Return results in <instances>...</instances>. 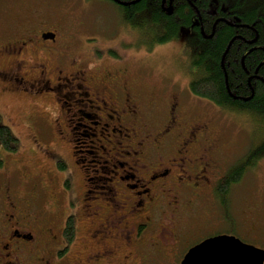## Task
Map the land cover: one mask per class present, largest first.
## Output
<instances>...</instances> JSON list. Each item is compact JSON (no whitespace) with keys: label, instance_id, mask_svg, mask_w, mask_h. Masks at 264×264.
<instances>
[{"label":"flooded vegetation","instance_id":"1","mask_svg":"<svg viewBox=\"0 0 264 264\" xmlns=\"http://www.w3.org/2000/svg\"><path fill=\"white\" fill-rule=\"evenodd\" d=\"M42 22L0 23V87L7 95L51 102L55 131L71 146V164L59 161L57 168L69 170L70 179L62 175L56 187L53 170L47 183L38 176L41 181L20 190L18 180L0 170V264H134L132 246L120 235L138 229L145 239L167 223L177 237L199 236L189 249L232 235L219 232L215 217L204 223L197 208L203 200L218 199L226 172L207 158L205 152L221 154V142L207 124L192 122L178 84L169 94L168 82L154 88L128 68L86 61L81 56L93 52L82 24ZM180 39L186 41L185 34ZM72 169L84 182L81 201ZM82 220L88 230L85 251L75 253V241L63 237L70 221L79 233Z\"/></svg>","mask_w":264,"mask_h":264},{"label":"rangeland","instance_id":"2","mask_svg":"<svg viewBox=\"0 0 264 264\" xmlns=\"http://www.w3.org/2000/svg\"><path fill=\"white\" fill-rule=\"evenodd\" d=\"M35 10H40L41 13H36ZM37 19L49 21L55 26L66 24L71 28L74 27L73 24H82V37L87 38L86 44L93 52L92 57L107 60L104 62L109 69L128 68L154 88L167 85L168 82L166 90L169 94H172L169 87L178 84L192 122L207 124L213 137L221 142V154L205 152L209 154L207 158L210 161H218L219 171L227 172L262 139L258 125L248 113L220 108L209 100L194 96L190 90L192 72L195 71L191 66L194 49L187 40H176L167 44L168 46L150 49L151 39L132 32L131 27L121 20L118 9L112 3L101 0H0V23L26 25L34 24ZM92 57L86 54L81 56L86 61ZM48 103L51 102L7 95L0 87V114L3 123L12 129L20 143L16 152L1 151L0 161L3 164L0 163V170L4 169L6 174L17 179L20 190H24L31 182L41 181L39 178L47 183L50 179L48 173L54 172L53 170L58 175L55 179L56 187L62 182V175L65 179H70V171L61 172L57 164L59 161L68 166L71 164V146L68 142L61 141L57 135L55 108ZM208 164L212 168L217 165L211 162ZM72 174L76 197L81 201L84 191L82 175L73 169ZM38 176L40 177L37 178ZM201 176L210 177L208 173ZM170 193L176 194L177 191L170 190ZM165 194H169V191ZM207 196L208 199L213 197L210 194ZM217 198L215 202L210 199L198 203L197 208L204 223L215 217L219 221V232L231 230L245 243L264 249V156L252 170L247 171L241 182L231 188L227 209L218 196ZM79 224L74 244L77 249L75 253L85 251L83 239L88 234L84 220ZM144 236L145 232L138 229L120 235L132 246L129 259L134 260V264H180L190 246L195 243L194 240L199 239L193 232H184L177 237L173 225L169 223L161 233H151V236L143 239ZM63 239L66 242L64 237ZM149 243L152 246L149 247Z\"/></svg>","mask_w":264,"mask_h":264},{"label":"trees","instance_id":"3","mask_svg":"<svg viewBox=\"0 0 264 264\" xmlns=\"http://www.w3.org/2000/svg\"><path fill=\"white\" fill-rule=\"evenodd\" d=\"M114 1L123 5L110 2L121 19L139 36L151 39L150 49L185 34L194 49L191 66L195 71L190 81L194 96L220 108L248 113L258 125L262 139L226 173L217 188L227 209L231 188L264 156V0ZM19 144L0 114V153L16 152ZM75 237L76 226L70 221L65 239L71 244Z\"/></svg>","mask_w":264,"mask_h":264},{"label":"water","instance_id":"4","mask_svg":"<svg viewBox=\"0 0 264 264\" xmlns=\"http://www.w3.org/2000/svg\"><path fill=\"white\" fill-rule=\"evenodd\" d=\"M181 264H264V249L235 236L219 235L191 248Z\"/></svg>","mask_w":264,"mask_h":264},{"label":"bare ground","instance_id":"5","mask_svg":"<svg viewBox=\"0 0 264 264\" xmlns=\"http://www.w3.org/2000/svg\"><path fill=\"white\" fill-rule=\"evenodd\" d=\"M260 21V20H259Z\"/></svg>","mask_w":264,"mask_h":264}]
</instances>
